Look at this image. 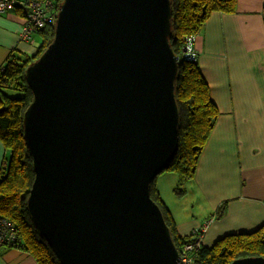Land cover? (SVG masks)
I'll return each mask as SVG.
<instances>
[{"label": "water", "instance_id": "water-1", "mask_svg": "<svg viewBox=\"0 0 264 264\" xmlns=\"http://www.w3.org/2000/svg\"><path fill=\"white\" fill-rule=\"evenodd\" d=\"M171 35V0H63L26 69L28 208L62 264H183L150 194L179 146Z\"/></svg>", "mask_w": 264, "mask_h": 264}, {"label": "crops", "instance_id": "crops-1", "mask_svg": "<svg viewBox=\"0 0 264 264\" xmlns=\"http://www.w3.org/2000/svg\"><path fill=\"white\" fill-rule=\"evenodd\" d=\"M26 9L15 5L0 13V67L9 59L35 54L20 38ZM194 49L218 117L184 196L176 172L156 177V187L171 211L178 233L192 236L205 227L203 243L212 246L232 233L264 226V0H237L235 12L214 11L195 35ZM9 152L0 139V174ZM190 191L199 195L186 200ZM226 204L221 213L222 206ZM0 264H38L18 248H0Z\"/></svg>", "mask_w": 264, "mask_h": 264}, {"label": "trees", "instance_id": "trees-1", "mask_svg": "<svg viewBox=\"0 0 264 264\" xmlns=\"http://www.w3.org/2000/svg\"><path fill=\"white\" fill-rule=\"evenodd\" d=\"M61 1L58 0L57 4ZM171 3L170 42L179 56L175 92L180 112V130L176 155L163 172H176L182 181H189L196 174L200 156L217 120L218 108L211 98L198 57L184 58V46L189 37L200 32L212 12H235L237 0H171ZM38 33L42 38L35 54L9 59L0 67V139L9 152L7 165L2 167L0 174V215L11 220L18 230L20 244L16 248L30 253L38 264H62L55 250L35 226L28 208L35 168L24 138V116L34 95L26 79V69L53 40L55 25H47ZM180 190L176 188L175 191L179 196L185 191ZM150 194L160 206L175 245L181 252L194 235L183 237L178 233L175 219L156 187V178L151 183ZM225 207L226 204L219 215L223 214ZM191 254L192 264H230L237 258L264 257V226L249 233L225 235L212 246L202 243L200 249Z\"/></svg>", "mask_w": 264, "mask_h": 264}, {"label": "built area", "instance_id": "built-area-1", "mask_svg": "<svg viewBox=\"0 0 264 264\" xmlns=\"http://www.w3.org/2000/svg\"><path fill=\"white\" fill-rule=\"evenodd\" d=\"M58 0H0V13L8 11L15 5L25 7L26 19L22 27L20 38L23 41L33 43L35 34L47 25L54 24L59 12L60 3ZM194 37H189L184 46V58L195 59L198 53L194 49ZM205 227L201 230H196L193 233V240L187 242L180 252L181 261L183 264H192V252H197L203 243ZM20 244V236L14 223L8 218L0 215V247L12 246L17 247Z\"/></svg>", "mask_w": 264, "mask_h": 264}, {"label": "rangeland", "instance_id": "rangeland-1", "mask_svg": "<svg viewBox=\"0 0 264 264\" xmlns=\"http://www.w3.org/2000/svg\"><path fill=\"white\" fill-rule=\"evenodd\" d=\"M55 23H54V25H55ZM178 188H181V190H183V191L185 190L184 194L181 195V197L184 196L189 191V185H188L187 181H184L182 184H180L178 186ZM181 190H180V192H181ZM175 193H176V195L179 196V194L177 192H175ZM190 194H191L190 197H188L186 200L187 201L190 200V203L192 201H196V204L198 205L199 204V195L196 192H191V191H190Z\"/></svg>", "mask_w": 264, "mask_h": 264}]
</instances>
